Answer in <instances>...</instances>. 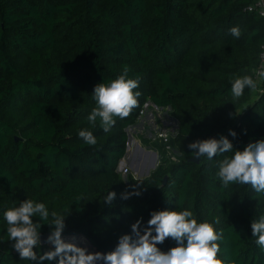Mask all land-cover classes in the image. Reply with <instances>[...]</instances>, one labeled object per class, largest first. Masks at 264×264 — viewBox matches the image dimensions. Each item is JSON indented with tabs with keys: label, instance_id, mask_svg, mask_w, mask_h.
Returning a JSON list of instances; mask_svg holds the SVG:
<instances>
[{
	"label": "trees",
	"instance_id": "trees-1",
	"mask_svg": "<svg viewBox=\"0 0 264 264\" xmlns=\"http://www.w3.org/2000/svg\"><path fill=\"white\" fill-rule=\"evenodd\" d=\"M255 1L0 0V264H36L21 260L3 218L27 199L64 215L63 239L90 253L113 251L153 211L188 208L222 234L223 264H264L251 230L264 216V193L224 189L216 175L225 156L264 139V90L255 97L245 89L235 104L231 95V81L255 79L261 62L264 20L249 9ZM234 26L239 39L229 33ZM125 67L139 80L140 106L105 133L99 120L96 127L87 120L94 89ZM148 102L178 120L172 145L181 160L165 159L149 178L130 176L124 185L118 164L127 129ZM82 129L93 132L96 146L79 137ZM222 133L233 152L189 163L190 143ZM110 191L117 196L107 204ZM125 191L141 195L125 200ZM51 231L43 225L41 236ZM176 246L171 238L157 245L163 252Z\"/></svg>",
	"mask_w": 264,
	"mask_h": 264
},
{
	"label": "clouds",
	"instance_id": "clouds-1",
	"mask_svg": "<svg viewBox=\"0 0 264 264\" xmlns=\"http://www.w3.org/2000/svg\"><path fill=\"white\" fill-rule=\"evenodd\" d=\"M229 33L237 39L242 35L239 26L232 27ZM128 73L129 69L125 67L116 79L95 86L93 98L96 106L87 117L92 127H96L99 120L100 128L108 133L116 125L117 119L130 117L133 110L140 106L141 93L135 91L139 87V80L128 78ZM259 75L264 77V72ZM257 86V81L251 75L234 78L231 81L233 104L243 97L245 89L254 91ZM78 135L85 144L97 145L92 131L82 129ZM229 135L235 138L237 133L230 129ZM188 148L193 157L206 156L212 160L233 152L234 145L222 135L219 139L197 140L190 143ZM216 175L224 189L240 184L250 185L255 192L264 193V139L248 144L243 150L236 149L231 156H225L219 162ZM133 195L140 196L141 192L125 191L122 198L126 200ZM116 196V192L110 191L105 203L111 204ZM150 216L147 226H143L142 218L133 223L131 234L121 236L113 251L90 253L87 248L63 239L65 216L56 211L50 212L42 202L27 199L3 214L9 241H14L12 247L21 260L36 264H45V261L48 264H223L218 258L222 234L216 231L212 223L198 222L188 208L153 211ZM43 225L52 229L46 241L52 248L38 255L35 249L41 246ZM251 230L257 246L264 249V216L251 222ZM169 238L176 241L178 246L167 252L161 251L157 245Z\"/></svg>",
	"mask_w": 264,
	"mask_h": 264
},
{
	"label": "rangeland",
	"instance_id": "rangeland-1",
	"mask_svg": "<svg viewBox=\"0 0 264 264\" xmlns=\"http://www.w3.org/2000/svg\"><path fill=\"white\" fill-rule=\"evenodd\" d=\"M142 111L144 113L141 115L138 123L132 128H129L128 133L133 140L140 144L141 147H145L147 150L154 151L158 154V167H160L161 163L165 161L166 152L170 147L173 152L178 151L172 145V142L179 131V129H177V122H175L169 109L158 108V110H156L152 105H149L148 107L145 105ZM164 129H167L169 133V140L167 142L158 138L159 133ZM222 135L224 136L223 133L217 135V138L219 139ZM118 171L124 185L128 183L127 178L130 176L139 180L138 175L134 174L127 165L121 167ZM77 242L78 241L76 240L74 241V243Z\"/></svg>",
	"mask_w": 264,
	"mask_h": 264
},
{
	"label": "water",
	"instance_id": "water-1",
	"mask_svg": "<svg viewBox=\"0 0 264 264\" xmlns=\"http://www.w3.org/2000/svg\"><path fill=\"white\" fill-rule=\"evenodd\" d=\"M150 104H152V106L156 108L155 105L151 102L146 103V106L148 107ZM175 122H177V127H178V120H175ZM211 138L218 139L216 136H212ZM132 140L133 139L131 135L128 133V141L126 145L127 151L125 154V158L122 159L118 164L119 165L118 170H120L121 167H124L127 165L134 172V174L138 175L139 177L138 181H143L144 179L150 177V175L152 174V170L154 172L158 168L159 166L158 154L154 151L147 150L145 147H141L140 144L136 142L134 143L135 148L133 149ZM201 158L192 157L189 160V163H199ZM126 159H127V163H126ZM142 160H143V163L140 165L139 163ZM166 180H167V177H165L164 179L165 183H166ZM48 235L41 236V244H46Z\"/></svg>",
	"mask_w": 264,
	"mask_h": 264
},
{
	"label": "built area",
	"instance_id": "built-area-1",
	"mask_svg": "<svg viewBox=\"0 0 264 264\" xmlns=\"http://www.w3.org/2000/svg\"><path fill=\"white\" fill-rule=\"evenodd\" d=\"M250 11H255L257 12L258 16L260 18H262L264 20V0H256L255 3L253 4V6H251ZM261 57V62L260 65L257 67V69L255 70V80L257 81V88L256 90H251L253 92V94H255V97H258L260 95L263 94V90H264V77L260 76L259 74L261 72H264V46L262 48V52L260 54ZM152 105V104H150ZM144 112L141 111V115ZM140 119V118H139ZM178 129V127H177ZM158 138L164 142H167L169 140V133L167 129L162 130L159 135ZM166 159L172 163V164H177L180 160H181V154L179 151H172V148L170 147L169 150L166 152Z\"/></svg>",
	"mask_w": 264,
	"mask_h": 264
},
{
	"label": "crops",
	"instance_id": "crops-1",
	"mask_svg": "<svg viewBox=\"0 0 264 264\" xmlns=\"http://www.w3.org/2000/svg\"><path fill=\"white\" fill-rule=\"evenodd\" d=\"M156 110H158V109H156ZM135 142H136L135 140H132V147H133V149L135 148V147H134V145H133ZM136 143H138V142H136ZM142 163H143V160H142V161H140V163H139V164L141 165Z\"/></svg>",
	"mask_w": 264,
	"mask_h": 264
},
{
	"label": "bare ground",
	"instance_id": "bare-ground-1",
	"mask_svg": "<svg viewBox=\"0 0 264 264\" xmlns=\"http://www.w3.org/2000/svg\"><path fill=\"white\" fill-rule=\"evenodd\" d=\"M134 145V144H133Z\"/></svg>",
	"mask_w": 264,
	"mask_h": 264
}]
</instances>
